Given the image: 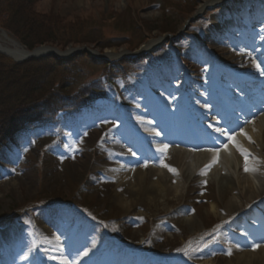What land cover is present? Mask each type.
I'll return each mask as SVG.
<instances>
[{
    "label": "rangeland",
    "instance_id": "obj_1",
    "mask_svg": "<svg viewBox=\"0 0 264 264\" xmlns=\"http://www.w3.org/2000/svg\"><path fill=\"white\" fill-rule=\"evenodd\" d=\"M253 1L258 5L251 1L237 6L245 19L239 18L219 29L217 24L226 18L228 10L218 5V0H13L14 15L5 11L9 0H0V30L25 48L26 44L48 40L46 45L62 51L87 48L94 55H82L66 65L44 66L45 78L34 80L30 91L22 93L11 105L0 108V234L7 232L6 238L15 241L11 246L15 262L10 264H20L17 261L26 252H32V245L43 236L40 232L43 228L51 231L46 238L50 252H58L54 240L59 237L56 241L61 243L62 251H65V239L73 245L87 241L89 245L84 249L95 250L105 245L113 248L112 259L123 256L155 264L150 253L155 256L173 252L194 264H235V260L221 253L220 248L212 245L202 248L197 239L216 221L229 217L231 209H243L248 200H264V170L256 165L252 167L254 171H243L239 178L235 177L240 182V185L235 184L236 190L226 200L219 201L216 209L206 204L201 217L195 213L192 198L204 194L210 182L220 178L216 165L207 175L195 177L192 183L187 179L169 183L172 191L169 203L160 198L156 205L149 201L146 206L130 210L127 208L130 199L125 197L122 205L117 200L124 192V188L118 189L114 184L119 174L111 175L112 168L123 164L119 158H113L112 153L119 155V150L123 149L115 148L111 152L110 140L120 135L113 125L121 119L134 117L137 122L143 118L142 109L139 111L135 106L140 99L139 93L130 89L132 84L145 82L143 70L148 64L141 61L158 60L162 68L153 64V70L165 71L174 79L178 77L179 83L188 82L193 86L198 80L206 82L212 61L236 63L246 70L248 66L241 60V48L232 35L249 34L251 38L256 37L257 42L264 32V20L259 11L264 0ZM240 21L248 24L243 27ZM32 28L36 30L34 33ZM148 45H152L150 50L143 51ZM105 47L115 55L143 54L126 74L114 76L108 100L98 101L75 121L62 122L54 138L40 135L24 147L21 155L14 152L8 140L17 136L13 127L19 112L38 107L58 89L68 88L71 93L98 79L111 64L100 58L108 52ZM5 59L6 63L0 60V73L8 64H15ZM128 59H123V63L132 62ZM171 61L179 63L172 65ZM116 71L111 72L118 73ZM151 78L152 88L160 86ZM176 92L178 89L173 90ZM263 117L264 112L245 116L249 122L242 126L251 142L236 131L237 141L250 153L249 163L257 158L262 166L264 159L255 152L261 147L252 139L250 128ZM181 151L170 148L166 159L180 161ZM224 153L244 163V157L235 146L230 145L220 155ZM195 164L194 161L191 166ZM159 165L161 167V162ZM148 168L150 172L158 169ZM169 173L168 177L175 178ZM212 190L218 193L217 185ZM193 217L199 218V226H186L184 221ZM255 217L252 215L248 221ZM120 244L149 253L119 252L115 247ZM41 249L46 250L45 247Z\"/></svg>",
    "mask_w": 264,
    "mask_h": 264
},
{
    "label": "bare ground",
    "instance_id": "obj_2",
    "mask_svg": "<svg viewBox=\"0 0 264 264\" xmlns=\"http://www.w3.org/2000/svg\"><path fill=\"white\" fill-rule=\"evenodd\" d=\"M152 45L146 46V49L151 48ZM53 48L51 46H44L43 49H41L38 53L39 55H44L47 53H51ZM0 52L5 53L7 56H9L11 59H24L29 56L28 50L22 46L20 43H18L16 40L12 39L6 32H3L0 30ZM107 57L109 59L115 57V52L112 50H108ZM243 60V59H241ZM252 129V139L257 142L258 147H261L260 150H255L257 152V155L264 159V117L260 118L256 125L251 127ZM168 143L171 142L170 138L165 139ZM200 146L202 149L204 148H214L218 147L217 144L213 143H206L205 141H200ZM112 148H115L112 147ZM198 146H194L193 143H189L188 150L192 149V151H185L182 152V157L180 158V161L174 162L169 160L168 158L166 161H169V166L172 168H175L177 170L178 174H174L173 172L169 171L168 168L163 169V167H159L153 172L149 171L148 167H140L135 169H130V167L122 166H115L111 169V175L112 173L117 175L119 174V179L117 180L116 184L118 189L124 188V192L119 195L117 198L118 202L122 205V202L126 200L125 197L130 199V205L127 206L130 210L136 209L139 205H148V202L150 201L151 204H158L160 198L164 199L165 202H170V195L172 194L171 189L169 187V183L178 180V179H187L189 182H194L196 176H200L201 171L204 169L205 165L209 164L213 158L214 153L212 151L204 150V153H200V149H198ZM207 148V149H209ZM175 151V149H173ZM157 151V149H155ZM199 152V153H198ZM160 153V152H158ZM154 152L149 150V154H147V157L144 159L145 162H150L153 160ZM257 159V158H256ZM253 160L250 164V167H256L264 170V166L257 162V160ZM191 160L196 162L194 166H190L189 163ZM216 165V172L221 175L220 178L212 179V181L209 184V189L206 190V192L200 196L193 197V208L195 209V213L201 217V214L203 211H206V204H211L215 209L218 208L219 201L226 200L227 196L236 190L235 184L238 183L240 185V182L236 180L235 177L239 178V175L243 173L244 171V163H241L238 159H234L232 156H229L228 154H221L219 162ZM86 169H88V165H86ZM199 167L200 171L195 174V172H191L190 170L193 168ZM125 169H128L130 171H126V173H122L121 171H124ZM171 172L173 177H168V173ZM233 172V173H232ZM170 174V173H169ZM129 176V178H128ZM159 176V177H158ZM161 176V177H160ZM202 176V175H201ZM128 179V182H124L125 179ZM153 178H157L155 181H151ZM237 178V179H238ZM217 185L218 187V193H215L214 190H212V187ZM238 186V185H237ZM252 203H255V201L248 200L245 202L246 205H250ZM150 204V205H151ZM244 207V206H243ZM232 208V207H230ZM128 209V210H129ZM239 210L231 209V213H229V216H232L234 214H237ZM199 219L198 217H193L186 219L184 221L185 225L188 227H196L199 226V222L197 221ZM219 223H222L225 221V218H221L218 220ZM221 226V225H218ZM192 228V229H193ZM40 232H42V241L48 243V236L51 232L50 229H41ZM7 233V232H6ZM6 233L0 234V237L3 238L4 241L8 240L5 236ZM56 247L59 250L61 247L59 246L60 242L56 239L54 240ZM262 241V240H261ZM81 245V242L79 243ZM84 244V243H83ZM246 245V244H243ZM253 242H247V246H252ZM232 249V255L229 256L232 260H235V264H264V246L259 247L256 250L251 249V251L248 252H242V249L240 247H230ZM88 255L87 256H79V264H86V261L89 260L94 252L92 250H87ZM55 253V252H54ZM29 260L31 258V254L28 253L26 255ZM64 256L63 253L57 252L56 257L58 259L54 260L55 264H60V257ZM33 258V256H32ZM77 256L74 258L76 259ZM88 264V263H87ZM90 264V262H89ZM132 264V263H129Z\"/></svg>",
    "mask_w": 264,
    "mask_h": 264
},
{
    "label": "trees",
    "instance_id": "obj_3",
    "mask_svg": "<svg viewBox=\"0 0 264 264\" xmlns=\"http://www.w3.org/2000/svg\"><path fill=\"white\" fill-rule=\"evenodd\" d=\"M13 0H9L10 3L6 4L8 13L12 12L14 15L15 8L12 4ZM7 24L6 22H4ZM40 29V28H37ZM36 30L32 28V33ZM48 43V40H43L40 42L26 44V46L32 50L37 45H43ZM0 60L4 63L7 60L0 56ZM48 64H52L53 66L65 65V62L57 61L53 58H48L44 60H31L23 64H8L6 68L4 67V72L0 73V108L3 106H9L14 103L17 98L22 94H26L25 91H30V87L34 80H40L46 77V72L42 70L44 66L46 67ZM65 89H58L54 91L49 98L43 100L38 107L28 110H22L19 119L13 127L14 131H17L22 125L25 126L26 123L32 124L37 123V121H42L43 119L52 118L56 111L61 109L63 106L67 104V100L64 95H66ZM83 94V93H82ZM13 119V118H12ZM16 133V132H15ZM2 137V136H1Z\"/></svg>",
    "mask_w": 264,
    "mask_h": 264
},
{
    "label": "snow or ice",
    "instance_id": "obj_4",
    "mask_svg": "<svg viewBox=\"0 0 264 264\" xmlns=\"http://www.w3.org/2000/svg\"><path fill=\"white\" fill-rule=\"evenodd\" d=\"M262 39H264V37H262ZM252 63L256 67L257 71L260 72V75L264 76V70L261 69V63H257V61L255 59L252 60ZM262 63H264V62H262ZM204 107H208V106L204 105ZM237 120H239L238 117H237ZM141 122H143V121H141ZM248 122L249 121H245V123H248ZM147 123L151 124L152 121H148ZM113 126L115 127L116 125H113ZM209 128H214V131L219 134V137H225L227 142L220 145L219 137H216V136L211 137L212 143L220 145V146L207 149L208 151H212L214 153V155H213L211 162L209 164L205 165L204 169L201 171V173H200L201 175H207V172L211 169V167L219 162L220 152L222 150L227 151L230 145L235 146L237 148V150L240 152V154L244 157V171L245 172H251V171L255 170L254 168L250 167V164H249L250 153H248V151L246 149H244L239 144V142L237 141V133H236L235 129H228L225 127H215L212 124H209ZM237 128H239V135H243V136L247 137L249 139V141L251 142V137L248 136V133L244 130L243 126L241 124L237 123ZM153 133L156 136L161 135V133L159 131H156L155 129H153ZM168 147L169 146L167 144H164L162 147H159L157 149V152L166 154L168 151ZM129 151L131 152V149ZM131 155L135 156L136 153L131 152ZM143 166L147 167L148 166L147 162H145V164ZM161 166L168 168L169 171L173 172L174 174H178L177 170L175 168H172L168 164H165L163 162V160H161ZM56 239H59V237H57ZM207 246H208V244L205 243L204 247H207ZM259 247H260L259 244H253L252 245L253 250L258 249ZM178 251H180V249H178ZM187 254H188L187 251H185V255H187ZM225 254L228 256H231L232 255V249L229 248ZM87 255H88V252L85 251L83 253V256H87ZM24 259H28V257L25 256ZM48 259H58V258L54 257V256H49ZM59 259H60V264H79V256H77V258L73 259V260H69L66 256H62ZM33 264H43L42 258L40 256L35 257L33 260Z\"/></svg>",
    "mask_w": 264,
    "mask_h": 264
},
{
    "label": "water",
    "instance_id": "obj_5",
    "mask_svg": "<svg viewBox=\"0 0 264 264\" xmlns=\"http://www.w3.org/2000/svg\"><path fill=\"white\" fill-rule=\"evenodd\" d=\"M84 52H88L87 50H83ZM39 50H35L33 53H31V55L28 57L29 59L32 58V59H40V58H44V57H49V56H52V57H55V58H64L66 56H69V55H74L76 53H80L82 52V50H68L66 52H59L58 50H54L53 52L51 53H47L46 55H39ZM0 54H3L5 56H7L5 53L3 52H0ZM17 62H20L22 61L21 59L19 60H16Z\"/></svg>",
    "mask_w": 264,
    "mask_h": 264
}]
</instances>
